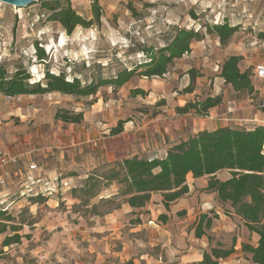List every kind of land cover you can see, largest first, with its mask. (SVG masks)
Wrapping results in <instances>:
<instances>
[{"label": "rangeland", "instance_id": "374dc122", "mask_svg": "<svg viewBox=\"0 0 264 264\" xmlns=\"http://www.w3.org/2000/svg\"><path fill=\"white\" fill-rule=\"evenodd\" d=\"M52 1L35 2L26 8L0 3V64L11 74L24 68L32 75L31 82H38L49 69L56 74L65 71L70 80L78 76L85 83L131 68L142 60L143 46L163 47L176 28L200 31L203 39L194 42L191 53L176 61L164 78H134L117 92L102 88L88 99L38 95L32 104L35 115L28 119L12 117L23 102L0 94V117L7 118L0 119V142H5L4 125L9 119L13 121L8 129L11 133L32 135L24 152H30L32 163L38 166L33 176L38 175L35 178L41 181L37 189L44 199L9 210L18 221H24L20 232L23 239L21 244L3 249L0 264H177L169 261L170 255L164 251L159 227L194 230L193 214L189 218L187 211H181L169 218L162 213L167 217L165 224L157 214L152 216V210L162 209L161 199L156 196L151 211L145 208L129 212L121 207L112 216L94 217L90 208L74 207L77 201L71 198V191H66L71 185H59V179L46 176L44 171L73 168L80 172L88 169L91 174L97 169L93 167L101 152L106 150L119 159L142 149V145L147 151L160 152L164 147L160 134L163 126L172 130L175 140L183 141L196 129L213 130L222 125L250 130L264 125V82L255 75L256 66L264 64V41L259 38L264 32V0H99L100 25L77 27L71 35L49 20L45 4ZM70 1L80 16L93 19V0ZM225 22L238 26L239 30L222 45L207 27ZM36 42L48 55L47 64L38 62ZM230 55L243 58L241 71L247 64L253 66L249 69L254 85L252 94L235 92L219 79L220 67ZM189 86L192 92L186 93L184 90ZM137 89L144 90L146 96L134 95ZM215 93L222 103L207 116L178 114V104L217 97ZM58 110L83 113L84 120L80 125H64L55 119ZM119 122H124V129L130 122L134 128H145L111 136V130ZM0 150L10 154L2 147ZM216 177L225 180L230 174L223 171ZM211 203L210 206L199 203L194 212L220 213L213 229L208 231L212 246L221 244L230 248L234 241L236 246L243 242L255 244L254 235L240 218L232 215L229 205L213 198ZM104 210L100 208L101 212ZM6 235H0V245ZM203 242L197 247L200 251L209 250L207 237Z\"/></svg>", "mask_w": 264, "mask_h": 264}, {"label": "trees", "instance_id": "16d2710c", "mask_svg": "<svg viewBox=\"0 0 264 264\" xmlns=\"http://www.w3.org/2000/svg\"><path fill=\"white\" fill-rule=\"evenodd\" d=\"M49 12V20L58 23L62 30L71 35L77 27L89 28L93 24L100 25L102 8L99 0H93V19L87 20L80 16L73 8L70 0H54L52 4H45ZM130 9L134 11L132 5ZM195 17V16H194ZM210 34L217 36L220 44L226 45L238 32V26H231L225 22L207 27ZM264 41V32L259 34ZM203 35L194 29L176 28L174 35L161 48L143 46L140 51L142 57L131 68H123L115 75L103 76L83 83L78 76L70 80L65 71L58 74L47 70L43 80L31 82L32 75L24 68L10 73L5 65L0 64V94L10 99L21 96H38L46 94H60L73 96L78 99L95 97L100 89L111 88L117 92L134 78H164L169 68L178 60L192 51L194 42L201 41ZM35 55L40 64H47L48 55L43 47L35 43ZM241 56L228 57L220 67L219 77L225 84L232 86L235 92H254L252 73L250 70L241 72L239 64ZM194 75V71H190ZM192 92V86L184 90ZM134 95L146 96L144 90L137 89ZM222 98L207 97L204 100L188 102L178 107V114L194 113L197 116H207L209 111L218 107ZM55 119L64 124L80 125L84 120L83 113H72L58 110ZM124 131V122L111 130V136H118ZM228 171L230 177L220 180L217 174ZM195 179L208 177L206 191L215 193L222 205H229L233 214L243 221L250 234L258 237L256 245L248 242L241 244V251L252 264H264V127L244 130L232 127L218 128L213 131L203 130L187 140L180 141L169 149L163 159H148L146 157L125 158L114 165H101L89 174L81 186L71 189L70 196L77 203L76 209L84 207L91 209L94 217H103L121 209L124 204L134 211L145 209L153 195L162 197L166 209L169 205L182 199L189 193L187 177ZM112 185L117 186V192L104 197L105 191ZM100 198L97 204L91 202ZM44 199L33 196V204ZM104 207L106 210L100 211ZM79 212V211H78ZM230 214V212H227ZM166 222L167 217L159 216ZM219 216L211 211L199 215L195 225V237H207L209 250L204 251L202 260L194 264H220L229 259L235 252V241L230 248L221 244L212 246V237L208 231L212 230ZM140 222V220H138ZM24 221L8 210L0 209V235L8 234L0 245V255L3 249L19 245L23 236Z\"/></svg>", "mask_w": 264, "mask_h": 264}, {"label": "crops", "instance_id": "0c3cea01", "mask_svg": "<svg viewBox=\"0 0 264 264\" xmlns=\"http://www.w3.org/2000/svg\"><path fill=\"white\" fill-rule=\"evenodd\" d=\"M233 56V55H230ZM229 56V57H230ZM186 58L184 56L182 59ZM228 58V57H227ZM178 60V61H180ZM242 62V61H241ZM260 65V64H259ZM257 65L256 68L259 66ZM251 67H253L251 64H247L244 67L245 72L249 70ZM239 68L241 70L242 66L241 63L239 64ZM221 79L223 82L224 80ZM225 83V82H224ZM230 86V85H228ZM232 88V86H230ZM233 89V88H232ZM176 94V93H174ZM218 94L215 93V96ZM17 101L23 102L24 105L20 106L17 110H15L12 114V117L17 118H22V119H28L31 115L33 114V105L35 101H37L38 97L37 96H21L16 98ZM188 103L187 101H184L183 104H178L179 107L185 106V104ZM217 108V107H215ZM213 108V109H215ZM211 109V110H213ZM210 110V111H211ZM209 111V112H210ZM192 113L184 114L183 116H190ZM211 114V113H210ZM210 119H213V115H210ZM0 119L5 120L7 118L5 117H0ZM13 124V121L9 119V121L4 125L6 130L4 131V140L5 142H0V147L4 148L7 152H9L13 156H18L20 158L19 164L12 169L13 176L12 179L9 181L7 188H1L0 187V208L1 209H7L8 211L13 208L12 206H18L20 207V204H24L27 202L28 205H31V197L28 195H22L24 193V188L27 187L26 183V177L30 173L29 172V164L32 163L31 158L29 156L30 152H24V147L31 141L32 135H21L20 132L17 131V134L15 132L11 133L10 128ZM64 124V123H63ZM130 124V125H128ZM125 126V129L123 133L120 135L127 134L128 132L135 131L137 132L138 130H142V128L137 126L134 128V123L130 122ZM64 125H69V124H64ZM197 125V124H196ZM263 126L264 125H258L256 127ZM223 127H229V126H220L218 128H223ZM255 127V128H256ZM197 128V126H196ZM216 128V129H218ZM9 129V130H8ZM254 129V128H253ZM203 130H208V129H196L189 137H187L185 140L188 138L194 136L195 134L199 133L200 131ZM215 130V129H213ZM213 130H208V131H213ZM20 133V134H19ZM160 134L163 136V148L160 150V152H150L144 149L142 145V149H136L134 152L130 153L129 155L119 159L115 154H113L111 151H102L100 156H99V161L95 163V166L93 169L100 167L101 165L109 164V165H114L117 162L122 161L125 158H130V157H146L148 159H163L166 157L168 151L170 148H172L174 145L178 144L180 141L175 140L173 136L172 130L170 128L163 126V131L160 132ZM118 135V136H120ZM80 151V150H79ZM71 156H73V152H70ZM80 153V152H79ZM92 169V170H93ZM75 170L73 168L71 169H50L48 171H44V174L50 178L53 179H59L58 183L60 182L59 185L63 184H68L71 185L70 188H67V192L71 191L72 188L81 186L88 175L90 174V170L86 169L84 172L83 170ZM38 176L35 174V177ZM187 185L189 187V193L185 195L182 199L176 201L175 203H172L169 205V210L166 211L165 206L163 205L162 202V197L160 195H153L151 203L146 207L149 211H151L150 205L153 202V199L156 196L160 197L161 201V208L160 211H153L152 210V216L154 217L155 214L160 216L162 213H166L169 215V218L181 211H187L188 214L187 216L190 218V216H193L194 222L197 221L198 217L202 213H209L211 211H214L218 216H220V213L217 210H209L208 212H197L195 213L194 210L198 206L199 203L205 204L210 206L211 199H217L215 193H209L206 191L207 185H208V177H203L199 179H195L192 175H188L187 177ZM62 190V187L60 189ZM117 186L112 185L110 189L104 192V194H107L106 197H110L114 195L117 192ZM66 192V193H67ZM65 193V192H64ZM62 194V193H61ZM218 202V200H217ZM219 203V202H218ZM123 209H129V212H133L134 210L127 204H124ZM199 210V207H198ZM118 211V210H117ZM117 211H114L115 213ZM194 212V213H193ZM113 213H110L106 216H112ZM234 215V214H232ZM151 216V217H152ZM192 219V217H191ZM168 221L165 222L167 224ZM113 231V234L117 231ZM159 234L162 236V246L164 247V251L170 255L169 261H177V264H194L198 263L202 260V255L204 250L200 251V249L197 247L198 243L203 242L202 239H197L195 237V229L192 230V228L187 229L185 227H168L167 225H162V227H159ZM255 237V244L256 245L258 241V237L253 234ZM188 237V239H186ZM193 241L191 243L190 241ZM196 244V245H195ZM242 244V243H241ZM241 244L239 246L235 247L236 252L227 260L222 261L223 263L220 264H252L249 260L246 259L245 255L241 251ZM204 248V247H203ZM205 249V248H204ZM201 252V253H200Z\"/></svg>", "mask_w": 264, "mask_h": 264}, {"label": "built area", "instance_id": "2783aa9c", "mask_svg": "<svg viewBox=\"0 0 264 264\" xmlns=\"http://www.w3.org/2000/svg\"><path fill=\"white\" fill-rule=\"evenodd\" d=\"M255 75L257 78L264 82V64L259 65L256 68ZM20 158L18 156H11L10 154L0 150V187L7 188L9 181L12 179L14 169L19 164ZM38 170V166L34 163L29 164V174L26 177L27 187L24 188L22 195H28L29 197L38 196V181L33 176V172ZM41 191V189H40ZM42 193V192H40ZM7 210V209H4Z\"/></svg>", "mask_w": 264, "mask_h": 264}, {"label": "water", "instance_id": "95a60500", "mask_svg": "<svg viewBox=\"0 0 264 264\" xmlns=\"http://www.w3.org/2000/svg\"><path fill=\"white\" fill-rule=\"evenodd\" d=\"M39 1H47V0H0V3L13 6L16 8H26L31 4Z\"/></svg>", "mask_w": 264, "mask_h": 264}]
</instances>
